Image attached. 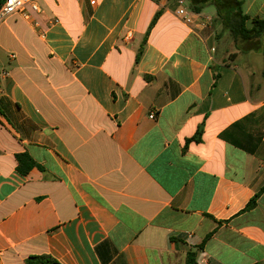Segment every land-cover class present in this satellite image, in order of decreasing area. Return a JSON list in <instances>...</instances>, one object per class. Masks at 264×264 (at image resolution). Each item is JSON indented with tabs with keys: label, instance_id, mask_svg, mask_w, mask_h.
<instances>
[{
	"label": "crops",
	"instance_id": "obj_1",
	"mask_svg": "<svg viewBox=\"0 0 264 264\" xmlns=\"http://www.w3.org/2000/svg\"><path fill=\"white\" fill-rule=\"evenodd\" d=\"M91 1L0 27V264H264V34L240 52L215 7L193 29L179 0Z\"/></svg>",
	"mask_w": 264,
	"mask_h": 264
},
{
	"label": "trees",
	"instance_id": "obj_2",
	"mask_svg": "<svg viewBox=\"0 0 264 264\" xmlns=\"http://www.w3.org/2000/svg\"><path fill=\"white\" fill-rule=\"evenodd\" d=\"M5 0H0V7ZM243 0H190V8L196 12L200 13L203 9L207 7H215L217 10L218 17L222 20L223 24L231 33L235 40L237 48L241 52H258L261 50L262 38L264 34V19L259 17L250 18L243 11ZM160 12L156 15L152 26L157 21ZM250 21V23H249ZM148 35L145 37L141 48L136 57V62L141 60L144 52L145 44ZM201 135V130H199L197 136L192 140L199 141ZM189 140L188 142H190ZM17 160L19 163L18 171L21 174H27L32 168L38 166L37 163L31 158L27 153L17 155ZM264 190V189H263ZM260 194H257L247 205L246 210H251L255 208L257 200ZM209 238V236H208ZM203 246H200V249ZM27 264H59L57 261L50 257H31ZM186 264H196V253L189 252L186 259Z\"/></svg>",
	"mask_w": 264,
	"mask_h": 264
},
{
	"label": "built area",
	"instance_id": "obj_3",
	"mask_svg": "<svg viewBox=\"0 0 264 264\" xmlns=\"http://www.w3.org/2000/svg\"><path fill=\"white\" fill-rule=\"evenodd\" d=\"M91 3L95 5L96 0ZM179 7L176 16L186 25L193 29L203 28L207 25V18H203L199 13L194 12L187 0H179ZM40 12L37 0H5L0 7V27L15 15L32 16V13ZM153 117V116H152Z\"/></svg>",
	"mask_w": 264,
	"mask_h": 264
},
{
	"label": "rangeland",
	"instance_id": "obj_4",
	"mask_svg": "<svg viewBox=\"0 0 264 264\" xmlns=\"http://www.w3.org/2000/svg\"><path fill=\"white\" fill-rule=\"evenodd\" d=\"M187 1H189V0H187ZM207 10V9H206ZM262 42H263V40H262ZM239 50V49H238ZM261 50L263 51V44H262V48H261ZM240 51V50H239ZM241 52V51H240Z\"/></svg>",
	"mask_w": 264,
	"mask_h": 264
}]
</instances>
